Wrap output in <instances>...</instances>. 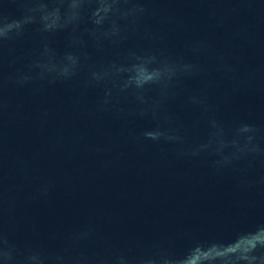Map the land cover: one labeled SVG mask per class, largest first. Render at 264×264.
<instances>
[{
    "label": "water",
    "instance_id": "obj_1",
    "mask_svg": "<svg viewBox=\"0 0 264 264\" xmlns=\"http://www.w3.org/2000/svg\"><path fill=\"white\" fill-rule=\"evenodd\" d=\"M0 264H264V0H0Z\"/></svg>",
    "mask_w": 264,
    "mask_h": 264
}]
</instances>
